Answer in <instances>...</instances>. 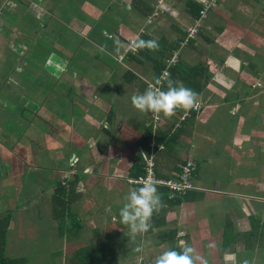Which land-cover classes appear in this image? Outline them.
I'll use <instances>...</instances> for the list:
<instances>
[{
    "label": "crops",
    "instance_id": "crops-1",
    "mask_svg": "<svg viewBox=\"0 0 264 264\" xmlns=\"http://www.w3.org/2000/svg\"><path fill=\"white\" fill-rule=\"evenodd\" d=\"M159 1L0 0V218L10 219L7 240L20 242L17 231L30 221L17 223L13 213L25 218L37 207L22 202L18 212L12 198L37 197L38 183H54L47 191L51 235L37 237L43 244L31 247L33 257L73 259L84 250L97 257L107 245L118 264L133 262L139 241L119 211L136 188L128 178L153 114L139 112L131 98L168 67L166 78L196 92L201 108L185 118L184 110L170 119L161 114L150 144L159 131L177 138L153 152L155 174L176 177L192 161L196 191L163 207L166 215L148 237L165 250L172 249L161 240L165 231L176 246L195 250L206 241L221 248L231 235L249 245L245 234L256 224V247L264 242V0H217L206 19L200 13L208 0H161V11ZM195 26L199 35L181 47ZM58 174L65 186L73 183L74 198L54 218ZM7 251L9 259L25 258Z\"/></svg>",
    "mask_w": 264,
    "mask_h": 264
},
{
    "label": "clouds",
    "instance_id": "clouds-1",
    "mask_svg": "<svg viewBox=\"0 0 264 264\" xmlns=\"http://www.w3.org/2000/svg\"><path fill=\"white\" fill-rule=\"evenodd\" d=\"M145 43L153 48L158 47L155 41H141V44ZM156 85L149 86L142 94L132 96V105L139 112H151L157 118L162 114L165 118L170 119L175 116L178 110L189 111L196 108L199 103L198 94L181 81H174L170 77L159 78ZM134 178L136 177L128 178V182ZM133 186L136 188L131 189L125 195L126 202L120 209L119 216L121 223L127 226L131 239L136 241V238L140 237V241L133 251L140 254L137 259L142 264L144 253L151 243L148 233L154 231L152 217L162 210L164 203L156 183L145 181L142 186ZM151 264H206V261L197 254L193 247L185 246L179 251L168 249L155 255ZM224 264H238L236 254L226 251ZM243 264H248V261L244 260Z\"/></svg>",
    "mask_w": 264,
    "mask_h": 264
},
{
    "label": "rangeland",
    "instance_id": "rangeland-1",
    "mask_svg": "<svg viewBox=\"0 0 264 264\" xmlns=\"http://www.w3.org/2000/svg\"><path fill=\"white\" fill-rule=\"evenodd\" d=\"M162 1L160 0L158 2V6H159V10L161 11L162 9ZM216 4L215 2H211L210 0L206 1L205 3H202V8H206L208 7L207 13L209 14L210 9L214 8ZM158 16V15H157ZM144 32H141L140 35H143ZM136 40V39H135ZM135 40H131L128 43L127 46V51L129 52H133L132 48L134 47V42ZM133 43V44H132ZM136 44V42H135ZM127 53V52H126ZM175 53H178V59L179 56L181 55V51H175L173 53V58L175 56ZM172 58V59H173ZM171 59V60H172ZM177 63V62H176ZM175 63V64H176ZM170 67H168L169 69ZM166 70L167 72V76L170 75V71ZM166 76V77H167ZM156 86V85H155ZM188 113L189 115V111H185ZM184 112V113H185ZM178 116V114L176 115ZM179 117L182 118V115H179ZM161 116L159 118H157L154 115H151L150 120L151 121L150 124H152L153 128L158 126L159 122L161 121ZM164 120V119H163ZM105 128V127H103ZM175 133V132H174ZM174 133L172 134V136L174 135ZM171 136V137H172ZM189 161V160H188ZM187 162V161H185ZM187 163L184 164V166ZM183 166V167H184ZM182 167V169H183ZM62 176H64V173H61ZM57 180H60V174H58ZM67 181H71V179H67ZM46 180H43L42 182L38 183L39 184V194L36 197L35 195H27V196H21L22 194H18V197H21V199L14 197L12 198L11 203L13 205H17L16 209L18 210V212H20L23 209V203L22 202H26V203H30L33 200V206L34 203H37V207L35 206L36 210L33 211L30 215L26 216L25 218H21L19 216H17L16 214L13 213V220H16L17 223H20V221L22 220H30L28 223L26 224H22L21 227H23L25 229V231L23 233L19 231H17V235L20 238V242L15 239L12 238L10 241L8 240V251H7V255H10L11 253H13L14 256H18L20 255L21 252H23L25 254V259H26V264H69V260H73L70 259L71 255H68V253L65 255L63 254L61 255H57L55 257H50V258H36L33 257V255L35 254L33 251V248L38 244H43V241L37 239V237L43 235V234H47V235H51L50 234V221H49V211L48 209L49 204H50V198H49V194H47L48 190H50L51 186H53V182H50V184L46 185L44 183H46ZM27 187V186H26ZM9 193L7 195H10L14 192L13 188L12 190H8ZM41 192H45L46 194L41 195ZM35 201V202H34ZM41 221V222H39ZM153 229L154 226L152 225ZM35 232V233H34ZM154 231H150L148 233V236H150V234H152ZM12 232H8L7 235L11 234ZM14 233V232H13ZM34 233V234H33ZM33 234V236H32ZM56 239H54L53 241L56 243L58 248H61L63 245V238H60L59 236L55 237ZM137 240L140 241V237H137ZM10 242H12L13 244H9ZM185 244V243H184ZM181 244V245H184ZM260 247H256V248H251V249H242L241 247V242L237 243V249H236V257H237V261L238 264H243L244 260L248 261V264H264V242L263 243H259L258 244ZM20 246H21V251H20ZM166 245L165 246H161L160 244H158V240L157 239H151V243L148 245L146 252L144 253V260L142 262V264H151V260L155 255H158L159 253L165 251ZM60 251V250H59ZM196 252L197 254H199L204 261H206V264H224V262L221 261V248L218 245L217 248L214 247V243L211 241H206V242H200V243H196ZM140 254L138 253H134V260L133 262H131V264H140V262L138 261L137 257ZM86 258H90V257H86ZM78 259V257L75 258V261ZM80 261V260H79ZM83 264H85L82 260L80 261Z\"/></svg>",
    "mask_w": 264,
    "mask_h": 264
},
{
    "label": "trees",
    "instance_id": "trees-1",
    "mask_svg": "<svg viewBox=\"0 0 264 264\" xmlns=\"http://www.w3.org/2000/svg\"><path fill=\"white\" fill-rule=\"evenodd\" d=\"M172 73H174V72L172 71ZM172 73H171V76H172ZM152 129H153L152 124L148 125L146 127L144 133L139 138L140 139L139 146L141 148V151L136 158L135 170H133L132 177H137V176L144 174V172H145L144 163H143L144 156L145 157L150 156V154L152 152H154L158 149V146H159L158 144L163 143L165 141V139L168 140L167 143L165 142V144H167L166 147H169L171 145V143L174 142L177 138L176 134H174L173 136L171 134L172 137L171 136L167 137V135H166V133H164V131L163 132L159 131L158 137L154 140L157 142L156 146L154 149H152L151 144H150L151 143V136H152ZM155 163H156V160H155ZM176 168H178V167H176ZM177 170L179 172V174L177 176H179L182 172V165L180 166V169H177ZM159 175H161L164 178H169V176L166 174L159 173ZM164 180H169V179H164ZM59 184H61V185H59ZM159 193L162 195L164 207L166 205L173 206L174 204H180V203L184 202V200H186V197H187V196H184L180 199H175L173 201H170L169 200V193L170 192H169L167 187L162 188V190ZM73 198H74L73 183L71 184L68 182V185L65 186L61 181H59L55 186V194L53 196V217L55 218L57 216L58 210L60 213L61 212L65 213V211L67 210V207H68L67 201H72ZM165 212H166V210H165ZM165 212L160 211V212L154 214L152 217V223L154 225L157 224L156 223L157 221H159L161 218L165 217V215H166ZM63 219H64V217H63ZM9 222H10V219L8 216H3L2 218H0V264H26L25 258L20 257V258L9 259V258L4 256V251L6 249V246L8 245L7 232H8ZM252 227H253V231L245 234V236L249 238L250 244L244 245L243 244L244 241H243L241 243L240 248L251 249V248L256 247V245H257L256 237L259 234L260 227L257 226L256 224L252 225ZM227 228H229V227H226V232H228ZM169 232H171V231L162 232L161 234L165 235V237H162L161 240L162 241H170L172 249H175L177 251L184 248L181 246H176V244H177V242H175L176 236H174V233H171V235H169L168 234ZM158 236H160V235H158ZM225 236H227V235H225ZM225 236H224V239H225ZM231 236H232L231 240H229V241L223 240L221 242L222 254H224L226 251H231L234 253L236 252V249H237L236 237H237V235H231ZM61 238H63V237H61ZM135 242H137V241H135ZM89 247H87V248H89ZM104 247H105V249L103 250L104 253L102 255H98L97 257L96 256H94V257L87 256L86 250L78 253V259H76V260H78V262L76 264H80L81 260L85 264H118V262H119L118 256L114 252H109V246L105 245ZM92 256H93V253H92ZM86 257H90V258H86ZM72 261L76 262L75 258ZM81 264H83V263L81 262Z\"/></svg>",
    "mask_w": 264,
    "mask_h": 264
},
{
    "label": "built area",
    "instance_id": "built-area-1",
    "mask_svg": "<svg viewBox=\"0 0 264 264\" xmlns=\"http://www.w3.org/2000/svg\"><path fill=\"white\" fill-rule=\"evenodd\" d=\"M211 2H215L217 0H210ZM207 10L208 7H206L200 14L202 18L207 17ZM199 22L196 24L198 25ZM200 33V26H195L194 28L190 29L188 31V35L186 39L182 42H180V46L184 47L188 44V42L192 39H195ZM180 51V50H179ZM178 61V53H175L174 58L170 61L171 64H175ZM167 72L166 70H163V72L160 74L159 78H166ZM201 108V105L198 103L197 107L192 109L194 112H199ZM189 116L187 112L183 113V118ZM156 146L155 141L151 144L152 149H154ZM153 152L150 154V156L145 157L144 159V169L145 172L143 175H140L134 179H130V184L136 185V186H142L145 181L154 182L159 187H167L169 190V200L173 201L175 199H180L184 196H187L190 192H193L196 190V187L193 184L192 176L193 171L195 170V163L192 161H188L187 164L183 167L182 172L179 176L173 177L169 180L159 179L156 177L155 174V163L153 160Z\"/></svg>",
    "mask_w": 264,
    "mask_h": 264
}]
</instances>
